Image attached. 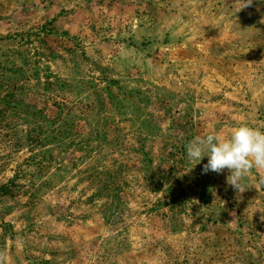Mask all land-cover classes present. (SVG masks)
<instances>
[{
  "label": "rangeland",
  "instance_id": "rangeland-1",
  "mask_svg": "<svg viewBox=\"0 0 264 264\" xmlns=\"http://www.w3.org/2000/svg\"><path fill=\"white\" fill-rule=\"evenodd\" d=\"M264 131V0H0L7 264H264L239 193L186 145Z\"/></svg>",
  "mask_w": 264,
  "mask_h": 264
},
{
  "label": "clouds",
  "instance_id": "clouds-1",
  "mask_svg": "<svg viewBox=\"0 0 264 264\" xmlns=\"http://www.w3.org/2000/svg\"><path fill=\"white\" fill-rule=\"evenodd\" d=\"M252 0H243V7ZM187 156L198 164L204 157L208 161L203 166V172L209 171L221 174L225 169L230 172L226 177L227 184L239 193L247 188L242 181L253 169L264 170V131L240 125L227 138L219 133L206 136H196L186 145ZM264 183V177H261ZM8 257L0 251V264H7Z\"/></svg>",
  "mask_w": 264,
  "mask_h": 264
}]
</instances>
